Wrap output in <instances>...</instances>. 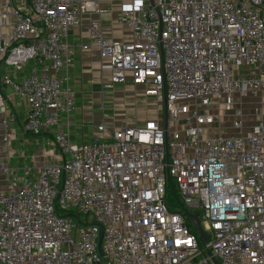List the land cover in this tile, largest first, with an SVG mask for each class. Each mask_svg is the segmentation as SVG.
<instances>
[{
    "label": "built area",
    "instance_id": "1",
    "mask_svg": "<svg viewBox=\"0 0 264 264\" xmlns=\"http://www.w3.org/2000/svg\"><path fill=\"white\" fill-rule=\"evenodd\" d=\"M107 3L130 40L105 36ZM84 14L80 47L98 50L102 96L132 84L159 104L117 126L103 97L97 133L78 142L69 31ZM4 85L26 102L24 133L50 135L60 154L19 165L0 192V264H215L208 252L264 264V0H0L7 144L17 115Z\"/></svg>",
    "mask_w": 264,
    "mask_h": 264
},
{
    "label": "crops",
    "instance_id": "2",
    "mask_svg": "<svg viewBox=\"0 0 264 264\" xmlns=\"http://www.w3.org/2000/svg\"><path fill=\"white\" fill-rule=\"evenodd\" d=\"M106 4V2H103ZM109 7L107 12L100 14V19L103 22L104 34L110 39L116 40H130L131 39V29L128 26L119 25L117 19L119 16L118 4L117 3H107ZM92 14H84L82 16V23L79 26L72 27L69 31V40L75 47V59L73 62V67L70 69V83L75 91V108L71 112L70 117L72 124L70 126L72 139L75 141H90L94 134H96L95 126L97 123L101 122V106L102 98L105 100L110 99V95L102 96L101 92V79L108 76V73L101 71L99 69L100 57L98 50L93 47L89 50H83L80 44L88 40V31L86 24L88 20L92 17ZM11 72L18 74V77L26 75L28 70L21 72L17 69H11ZM121 93L123 90L127 92V98L132 99L133 91L138 87L132 84L120 87ZM3 94L6 96L7 108L16 113L17 117L13 123L8 126L10 130V139L7 144L3 143L2 136L6 129L2 124L3 114L0 112V165H8L13 171L11 173H4L0 170V192H6L12 183L14 182L13 177L17 166L27 162L34 166H39L50 161L59 160V151L56 149L50 135H41L35 139V142L39 145L43 143L42 149L37 150L36 153L28 155V159L23 161L21 158V153L16 151V148L11 145V141L17 136L25 137L23 131V124L26 118L27 106L23 99L12 94V88L8 85L2 87ZM134 90V91H135ZM118 91V89H117ZM116 91V92H117ZM120 93V91H118ZM117 93V94H118ZM133 101H127L126 103H132ZM137 106V105H136ZM136 108V107H135ZM134 108V109H135ZM139 108V107H137ZM137 110V109H136ZM78 125V126H77ZM80 128V130H78ZM26 138V137H25ZM41 146V145H39ZM17 158L18 162L14 165L12 164L13 158Z\"/></svg>",
    "mask_w": 264,
    "mask_h": 264
},
{
    "label": "rangeland",
    "instance_id": "3",
    "mask_svg": "<svg viewBox=\"0 0 264 264\" xmlns=\"http://www.w3.org/2000/svg\"><path fill=\"white\" fill-rule=\"evenodd\" d=\"M119 89L121 88H118V91H120V93H118V91L117 92L114 91L112 94H110L112 95V97H110L109 100H106L105 113L109 115L106 120L109 124H114L117 126L133 125L135 122L143 120L146 116L147 111L151 113L154 110L158 109L159 101L156 100L152 96L145 95L143 93V88L141 86H138L136 90L135 88H132L133 91H130L132 92V96L135 95L136 97L135 101H134V97H132V99L127 98L126 90H123L121 93V90ZM106 95H109V94H106ZM262 100H264V95H263ZM127 101H133V102L130 104V103H126ZM244 112L247 113V110ZM246 119H250L251 121L253 120L252 118H248V117ZM78 130H80V128H78ZM24 135L26 138L16 136L11 141V145L16 148V151L19 154L21 152H24V153H27L28 155H31L32 153H36L37 150L43 148L42 146H44V144L40 143L39 145L41 146H39L35 142V139H36L35 137H32L31 135H28V134H24ZM75 139L77 138L73 137V140ZM15 163L17 164L20 163L18 162V159L16 157L13 158L11 165H14ZM174 187H175L177 194L179 195V192L176 186ZM167 197H168V200L170 199V201L172 202H177L175 195L170 187H168ZM201 223L203 225L202 221Z\"/></svg>",
    "mask_w": 264,
    "mask_h": 264
},
{
    "label": "water",
    "instance_id": "4",
    "mask_svg": "<svg viewBox=\"0 0 264 264\" xmlns=\"http://www.w3.org/2000/svg\"><path fill=\"white\" fill-rule=\"evenodd\" d=\"M186 212L189 217L193 218V226L198 232V237L202 241H207L209 239V235L204 231V229L201 227L199 223V213L197 211H188V210ZM101 234L102 233L100 232V237H101ZM208 254L211 255V258L215 264H219L218 259L215 256H213L211 252H208Z\"/></svg>",
    "mask_w": 264,
    "mask_h": 264
}]
</instances>
